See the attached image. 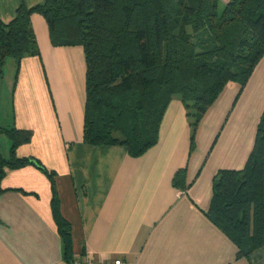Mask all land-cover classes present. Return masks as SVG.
Returning a JSON list of instances; mask_svg holds the SVG:
<instances>
[{"label":"crops","instance_id":"obj_1","mask_svg":"<svg viewBox=\"0 0 264 264\" xmlns=\"http://www.w3.org/2000/svg\"><path fill=\"white\" fill-rule=\"evenodd\" d=\"M43 2L0 0V22L9 24L21 4L30 9ZM30 22L39 54L16 66L6 114L0 99V128L30 131L15 156L39 165L7 171L1 181L0 264H67L54 197L70 226L72 263L264 264V244L238 258L234 243L207 218L213 177L244 168L264 116V56L244 87L226 84L193 134L174 99L157 144L131 158L121 146L82 143L83 49L51 47L44 19L34 14Z\"/></svg>","mask_w":264,"mask_h":264},{"label":"trees","instance_id":"obj_2","mask_svg":"<svg viewBox=\"0 0 264 264\" xmlns=\"http://www.w3.org/2000/svg\"><path fill=\"white\" fill-rule=\"evenodd\" d=\"M34 14L44 19L51 47L83 49L82 143L121 146L131 158L157 144L174 99L193 134L226 84L244 87L264 56V0H44L30 9L21 4L9 24L0 22V77L7 59L38 56ZM0 135L10 146L7 159L0 151V184L7 171L39 165L15 156L30 131L0 128ZM182 178V170L174 175V188ZM51 209L64 259L73 264L70 226L55 197ZM207 218L234 243L238 258L263 246L264 116L244 168L213 177Z\"/></svg>","mask_w":264,"mask_h":264},{"label":"rangeland","instance_id":"obj_3","mask_svg":"<svg viewBox=\"0 0 264 264\" xmlns=\"http://www.w3.org/2000/svg\"><path fill=\"white\" fill-rule=\"evenodd\" d=\"M16 66H18V63H16L15 60L12 59H7L4 63L3 73L0 77V99L3 103L1 114H3L2 112L6 114L7 110H10L11 91H14V89H16V85L18 84V81L15 79ZM186 123L189 126L187 119ZM0 147L2 155L8 153V149L10 146L7 138L3 136L0 137Z\"/></svg>","mask_w":264,"mask_h":264},{"label":"built area","instance_id":"obj_4","mask_svg":"<svg viewBox=\"0 0 264 264\" xmlns=\"http://www.w3.org/2000/svg\"><path fill=\"white\" fill-rule=\"evenodd\" d=\"M73 264H83V263H81L79 261H76ZM98 264H129V263L124 262V261H122L120 259H115V260H112V261L107 262V263H98Z\"/></svg>","mask_w":264,"mask_h":264}]
</instances>
